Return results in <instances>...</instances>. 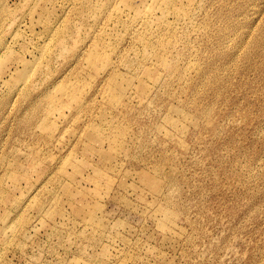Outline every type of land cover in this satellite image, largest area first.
<instances>
[{
  "label": "rangeland",
  "instance_id": "374dc122",
  "mask_svg": "<svg viewBox=\"0 0 264 264\" xmlns=\"http://www.w3.org/2000/svg\"><path fill=\"white\" fill-rule=\"evenodd\" d=\"M0 264H264V0H0Z\"/></svg>",
  "mask_w": 264,
  "mask_h": 264
},
{
  "label": "bare ground",
  "instance_id": "6f19581e",
  "mask_svg": "<svg viewBox=\"0 0 264 264\" xmlns=\"http://www.w3.org/2000/svg\"><path fill=\"white\" fill-rule=\"evenodd\" d=\"M153 1H155V0H153ZM18 72V71H17ZM16 73V72H15ZM15 75H18V73L17 74H15Z\"/></svg>",
  "mask_w": 264,
  "mask_h": 264
}]
</instances>
